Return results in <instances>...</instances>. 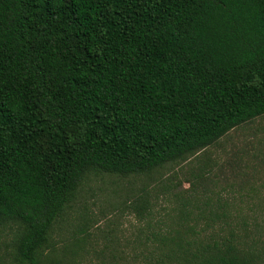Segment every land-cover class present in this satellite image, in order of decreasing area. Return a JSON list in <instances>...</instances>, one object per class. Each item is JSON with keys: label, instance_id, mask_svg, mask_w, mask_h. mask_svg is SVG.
Returning <instances> with one entry per match:
<instances>
[{"label": "trees", "instance_id": "16d2710c", "mask_svg": "<svg viewBox=\"0 0 264 264\" xmlns=\"http://www.w3.org/2000/svg\"><path fill=\"white\" fill-rule=\"evenodd\" d=\"M263 114L264 0H0V264H82L52 228L87 174L148 175ZM233 197L153 219L142 189L94 264H264Z\"/></svg>", "mask_w": 264, "mask_h": 264}, {"label": "rangeland", "instance_id": "374dc122", "mask_svg": "<svg viewBox=\"0 0 264 264\" xmlns=\"http://www.w3.org/2000/svg\"><path fill=\"white\" fill-rule=\"evenodd\" d=\"M200 170L203 174L195 177ZM142 189L156 211L153 219L162 217L166 208L179 204L182 197L191 198L198 205L206 198L213 203L216 196H234L241 210L255 211L257 226L264 230V114L232 128L186 160L166 163L148 175L87 174L53 225V239L59 243L78 232L76 236H84L89 248L82 264H94L93 248L111 244L108 241L112 240V233L125 238L141 227L143 222L134 216L127 202ZM80 228H85V232L80 233Z\"/></svg>", "mask_w": 264, "mask_h": 264}]
</instances>
